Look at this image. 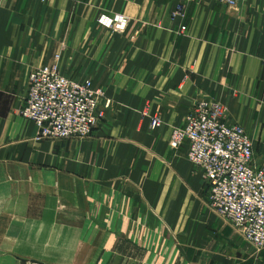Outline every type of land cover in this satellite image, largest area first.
<instances>
[{"label": "crops", "instance_id": "0c3cea01", "mask_svg": "<svg viewBox=\"0 0 264 264\" xmlns=\"http://www.w3.org/2000/svg\"><path fill=\"white\" fill-rule=\"evenodd\" d=\"M180 2L0 0V264L83 255L102 264H264V249L209 208L187 145H169L193 106L211 99L264 166V0H187L174 18ZM102 13L127 15L126 32L100 27ZM54 64L110 101L86 139L38 140L19 114L31 72ZM31 244L40 253L53 245L56 260L35 259Z\"/></svg>", "mask_w": 264, "mask_h": 264}, {"label": "built area", "instance_id": "2783aa9c", "mask_svg": "<svg viewBox=\"0 0 264 264\" xmlns=\"http://www.w3.org/2000/svg\"><path fill=\"white\" fill-rule=\"evenodd\" d=\"M186 1L181 0L177 5L174 18L183 17ZM216 1L235 7L240 0ZM97 24L122 35L130 18L122 13H102ZM27 87L26 102L19 114L35 124L38 140L86 139L110 107V101L103 103V92L94 89L90 80L75 82L57 64L33 70ZM162 125L160 114L151 116L152 129ZM169 145L174 150L187 145L188 160L208 186L210 209L232 223L245 241L262 251L264 166L255 165L253 143L244 128L226 122V107L211 99L198 101L186 124L173 129Z\"/></svg>", "mask_w": 264, "mask_h": 264}, {"label": "rangeland", "instance_id": "374dc122", "mask_svg": "<svg viewBox=\"0 0 264 264\" xmlns=\"http://www.w3.org/2000/svg\"><path fill=\"white\" fill-rule=\"evenodd\" d=\"M59 66V65H58ZM47 67V66H46ZM49 67V66H48ZM44 68V67H42ZM60 68V67H59ZM61 70V69H60ZM210 208V207H209ZM212 211V210H211ZM217 216V215H216ZM218 217V216H217ZM219 218V217H218ZM220 220L222 221H226V220H223L221 218H219ZM228 222V221H226ZM229 223V222H228ZM232 225V227L234 228V230L239 234V232L236 230L235 226L230 223ZM29 228V227H27ZM240 235V234H239ZM241 236V235H240ZM30 237H33V235H30ZM242 237V236H241ZM41 245H44L46 243V241H40L39 242ZM50 244H53V243H50ZM251 244V243H249ZM43 249H41V253L38 252V251H35V245L31 244V245H28L26 246V251H28V253L32 256H34L35 259H38V260H41V261H46V260H49V261H55L56 259L55 258H52L51 254L52 252L54 251V246L51 245V247H49L48 249L46 247H43ZM257 250V249H256ZM258 251V250H257ZM14 252H16L17 254H22V253H25V251H21V249H14ZM132 253V252H131ZM65 263L68 262V258L66 257L65 259H62ZM72 264H102V260H99L97 262H95V259L90 257V256H78L77 258H73L72 259Z\"/></svg>", "mask_w": 264, "mask_h": 264}, {"label": "water", "instance_id": "95a60500", "mask_svg": "<svg viewBox=\"0 0 264 264\" xmlns=\"http://www.w3.org/2000/svg\"><path fill=\"white\" fill-rule=\"evenodd\" d=\"M20 264H47L40 261L32 260V259H23V258H16Z\"/></svg>", "mask_w": 264, "mask_h": 264}]
</instances>
